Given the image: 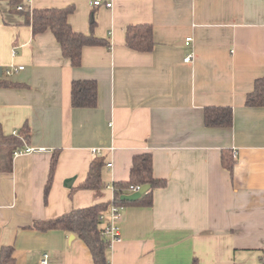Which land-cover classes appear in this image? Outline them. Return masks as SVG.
I'll return each instance as SVG.
<instances>
[{
	"label": "crops",
	"instance_id": "0c3cea01",
	"mask_svg": "<svg viewBox=\"0 0 264 264\" xmlns=\"http://www.w3.org/2000/svg\"><path fill=\"white\" fill-rule=\"evenodd\" d=\"M109 2L0 0V68L22 67L2 75L23 85L0 87V130L27 125L22 146L43 149L13 158L14 149L11 171L0 170V252L13 248L14 264H39L43 253L49 264H94L76 235L33 225L110 202L107 186L127 181L133 156L148 153L166 185L151 206L124 207L107 264H264V108L245 106L264 78V0ZM68 7L74 32L109 43L84 47L78 68L50 31L33 35L25 22L32 10ZM131 26L151 27L150 51L126 46ZM78 80L96 82L95 108L71 107ZM207 107L231 108L232 126L206 128ZM223 150L236 151L232 174ZM96 158L103 187L80 189Z\"/></svg>",
	"mask_w": 264,
	"mask_h": 264
},
{
	"label": "trees",
	"instance_id": "16d2710c",
	"mask_svg": "<svg viewBox=\"0 0 264 264\" xmlns=\"http://www.w3.org/2000/svg\"><path fill=\"white\" fill-rule=\"evenodd\" d=\"M70 7L64 9L49 8L35 9L26 15L25 22L31 27L33 35L50 31L60 46L62 56L66 58L73 68L81 65L82 50L84 47H109V43L98 38L91 31L86 35L74 32L68 22L72 13ZM94 22H91V28ZM92 30V29H91ZM126 46L138 52H148L154 46L150 26H131L126 29ZM0 87L20 88L22 84L0 77ZM70 103L73 109H92L97 105V85L95 81L83 80L73 81L70 89ZM246 107L264 108V78L254 81L253 90L246 95ZM203 123L206 128H230L233 123L231 108L207 107L203 112ZM30 130L25 125L18 131L17 136L4 137L0 130V170L10 172L12 159L10 157L14 149L24 148L23 142L28 141ZM15 151V150H14ZM58 159V152L52 154L49 175L44 187V201L51 188L52 178ZM221 163L226 170L232 174L234 159L228 150L221 152ZM102 159L96 158L90 163L85 180L79 185L80 189L98 192L103 187L101 179ZM113 203L126 206L149 207L152 204L154 190L165 187L163 180L155 179L152 174V160L148 153L133 156L131 168L127 181L115 182ZM136 186H148V189L135 202H124L120 200L123 195H129L130 189ZM109 203H98L83 209H73L70 212L49 221L35 222L33 229L40 232L49 230H62L76 235L89 249L94 264H107V249L109 239L101 236L102 223L99 216L107 212ZM0 264H14L13 248H3L0 252Z\"/></svg>",
	"mask_w": 264,
	"mask_h": 264
},
{
	"label": "built area",
	"instance_id": "2783aa9c",
	"mask_svg": "<svg viewBox=\"0 0 264 264\" xmlns=\"http://www.w3.org/2000/svg\"><path fill=\"white\" fill-rule=\"evenodd\" d=\"M92 5L93 6H105L106 8H111V6H112V4L110 2L103 4L102 0H93ZM21 9H22L21 7H18V10H21ZM190 41H191L190 39H187L186 42H185V45L187 46ZM190 60H191V56L190 55H188L184 59L185 62H189ZM20 70H22V67H20V68L8 67V68H5V69H2V74H5V76L10 77L12 74H14L15 72H18ZM11 135L12 136H17L18 132L17 131H13L11 133ZM40 151H43V149H36V148H32V147H24L22 149L13 151L12 157L13 158H17V157L25 155V154H30V153H33V152H40ZM92 152L94 154L99 153L97 150H92ZM235 156H236V151H232V158H235ZM110 167H111V164H108L107 168H110ZM107 188L109 190H111L112 198L110 200L109 208H108L107 212L102 213L99 216V220L102 223L101 236L104 237V238H108L109 239V243L111 244V243L119 241V238H120L119 222H120L121 214H122V211H123L124 207L121 206V205H116V204L113 203V199H114L113 198V192H114L113 185H108ZM139 189H140L139 186L131 188L130 189V193L132 194V193L138 192ZM39 264H49V256H48L47 253H43L42 254L41 259L39 261Z\"/></svg>",
	"mask_w": 264,
	"mask_h": 264
},
{
	"label": "water",
	"instance_id": "95a60500",
	"mask_svg": "<svg viewBox=\"0 0 264 264\" xmlns=\"http://www.w3.org/2000/svg\"><path fill=\"white\" fill-rule=\"evenodd\" d=\"M2 76V69L0 68V77ZM74 179H68L64 182V186L66 188H70L72 186V183H73ZM148 189V186H143V187H140L139 191L138 192H135V193H132V194H129V195H123L120 197V200L121 201H124V202H135L137 201L140 196ZM73 237V236H72Z\"/></svg>",
	"mask_w": 264,
	"mask_h": 264
}]
</instances>
